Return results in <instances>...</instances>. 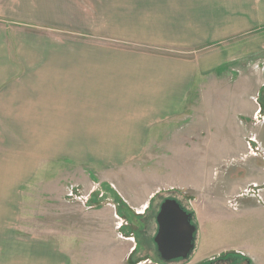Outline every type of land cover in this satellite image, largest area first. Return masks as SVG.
<instances>
[{"label": "crops", "instance_id": "0c3cea01", "mask_svg": "<svg viewBox=\"0 0 264 264\" xmlns=\"http://www.w3.org/2000/svg\"><path fill=\"white\" fill-rule=\"evenodd\" d=\"M76 26H99L103 34L94 38L107 43L93 49L74 39L67 49H21V27L74 34ZM259 28L264 0H0V264H124L134 253L130 239L128 245L93 238L83 253L60 234L25 231L22 186L47 164L53 178L79 166L121 168L144 153L157 131L184 121L190 105L203 107L207 94L225 86L243 99L232 113L209 118L207 134L195 122V167H185L196 172L195 218L221 226L229 220L199 232L195 246L205 250L198 261L231 253L264 262V124L252 123L257 109L264 111V71L251 72L264 59L263 33L251 36ZM250 137L256 154L248 153ZM216 170L227 172L214 181ZM254 185L258 196L243 194Z\"/></svg>", "mask_w": 264, "mask_h": 264}, {"label": "rangeland", "instance_id": "374dc122", "mask_svg": "<svg viewBox=\"0 0 264 264\" xmlns=\"http://www.w3.org/2000/svg\"><path fill=\"white\" fill-rule=\"evenodd\" d=\"M96 6L98 5L93 1L91 16L93 24H96L93 18ZM74 31V34H68L63 30L54 31L42 27H21V49L27 51L50 50L55 49V45L59 49L60 47L61 49H67V40L74 39L77 42L85 40L92 45V48L99 42L107 43L104 40L99 41L94 38L103 34L99 26L88 28L76 26L74 27ZM262 33L264 36V28H259V30L251 32V36H260ZM30 34H33L34 38ZM85 36L92 37L87 38ZM62 38H65L66 43L61 41ZM11 49L13 52L16 50L14 42H12ZM93 49H96V47ZM254 60L252 59L253 62ZM251 70L253 76L261 73L262 70L264 71V59H258L254 62ZM236 71L237 73L234 76L235 81L240 77L238 69ZM205 81L207 80L205 79ZM231 81V78L225 80L224 77L220 78L222 84L225 82L231 83ZM243 95V93L238 94L229 91L226 86L219 91L207 94L203 101V107L198 108V106L190 105L182 117L184 121L181 122L178 119L171 125H165L167 128H161L160 131H157L156 138H151L147 141L143 154L134 159L131 158L121 168L109 165L101 167V169H97L94 166H79L75 169L61 172L59 175L56 173V177L53 178L51 165H43L42 168L44 169L32 172L34 176L31 182L21 188L22 227L25 231L38 235L51 236L54 232L57 236H62L64 240L67 238L78 252L83 253H85L86 246L89 248L90 241L93 238L99 241L107 238L108 244L113 243V240L114 242L118 240L117 242H123L128 245L130 243L128 240L130 239L135 244L133 239H136V228H142L143 224H140V221L144 214L148 212V208L154 210L160 199L173 197L187 209H191L192 203L193 207H195L196 194L195 187L192 185L196 172L190 169L185 170V167H192L193 169L195 167V153H190L194 150L190 147L195 146L196 143L195 136L193 135L195 122L197 124L202 122L204 127L203 132L201 129L200 132L207 134L205 130L207 120L209 118L222 117L226 113H230L233 104L236 109L237 103L243 99ZM255 102L256 100L253 98L252 103L254 104ZM254 119L255 116L253 115L252 123L259 124ZM185 130H190L188 134L194 138L190 139L189 137L184 139L181 136V132ZM171 133L174 134L173 138L170 136ZM205 138L206 135L204 136V140ZM183 144L189 150L188 154L180 152L183 150L180 148ZM224 161L223 164H230V166H233V163H235L231 159ZM196 166L198 165L196 164ZM223 168L227 167L223 166ZM209 170L210 168L204 169V171ZM226 172V170L221 172L216 170L215 174H213L214 181L217 180L219 174H225ZM58 195L63 197L62 202L57 201ZM84 198H86L85 202H83ZM228 207L231 209L229 205ZM93 208L97 209V216L91 212ZM200 219L197 220L194 215L197 228L196 238L199 232L202 234L208 233L213 227L225 228L229 221L228 219H221L224 220L221 222L223 225L221 226L219 224L220 221L215 220L216 222L213 224L211 219ZM148 232L154 234V222L149 224ZM84 242L86 244L83 246ZM204 250L202 248L201 252L198 253V249L195 246L191 257L192 261L191 259L189 260L191 262H174L170 264H207L209 262L198 261L201 260L202 256L200 254H203ZM214 252H216V249H214ZM143 256L144 253L142 251H139V254L135 252L132 256L127 257L128 260H125L124 264H168L166 262H138V260H145ZM230 257H233V254L226 253L215 255L210 259ZM84 263L92 264V262ZM230 263L242 264L244 262H226L225 264ZM248 263L264 264V262ZM71 264L81 263L71 262ZM215 264L223 263L217 262Z\"/></svg>", "mask_w": 264, "mask_h": 264}, {"label": "water", "instance_id": "95a60500", "mask_svg": "<svg viewBox=\"0 0 264 264\" xmlns=\"http://www.w3.org/2000/svg\"><path fill=\"white\" fill-rule=\"evenodd\" d=\"M192 216L174 199H166L161 204L156 216L154 243L166 263L176 259L186 260L193 252L197 232L191 224Z\"/></svg>", "mask_w": 264, "mask_h": 264}, {"label": "flooded vegetation", "instance_id": "af4514ba", "mask_svg": "<svg viewBox=\"0 0 264 264\" xmlns=\"http://www.w3.org/2000/svg\"><path fill=\"white\" fill-rule=\"evenodd\" d=\"M166 199H174V200H176L173 197H168V198L165 197V198L160 199L158 201V203L156 204V207H155L154 210H150L148 208V212L146 214H144L142 220L140 221L141 222L140 224H143L142 228H136L137 232L135 233V236H136L137 240L135 238L133 239V242H135L134 253L137 252V254H139V251H142V253H144L143 257L145 258L144 261L138 260V262H166V261L162 260L159 252L157 251L156 245L154 243V237H155V235L157 233L156 216H157V213L159 212L161 204ZM176 201L179 203L181 208H183L187 213H190L187 210V208L182 205L181 202H179L178 200H176ZM151 222H154V227H155L154 234H150V232H148V226H149V224H151ZM191 224L196 227V224H195V221H194V216H192ZM196 232H197V228H196ZM193 253H194V250L190 254L189 258L186 259V260L185 259H176V260H172V261H169V262L170 263H174V262H190L189 260L191 259ZM203 262H209L207 264H215L217 262H222L223 264H225L226 262H244L242 264H249L248 260H245V259L240 260V259H235L233 257L220 258V259H217V258L215 259L214 258V259H208V260L203 261ZM170 263H168V264H170Z\"/></svg>", "mask_w": 264, "mask_h": 264}, {"label": "built area", "instance_id": "2783aa9c", "mask_svg": "<svg viewBox=\"0 0 264 264\" xmlns=\"http://www.w3.org/2000/svg\"><path fill=\"white\" fill-rule=\"evenodd\" d=\"M264 113L263 110L261 109H257V111L254 113L255 116V121L258 123H263L264 124ZM246 147L248 150L249 154H256L259 152L260 148L259 146H257V142L255 140L254 137H250L248 138L247 142H246ZM258 192H259V187H257L256 185L252 186L251 188L245 189L243 191V194H252V195H256L258 196ZM228 205L231 207L232 210H236V204L234 200H229L228 201ZM119 226V225H118ZM120 228V227H119Z\"/></svg>", "mask_w": 264, "mask_h": 264}, {"label": "trees", "instance_id": "16d2710c", "mask_svg": "<svg viewBox=\"0 0 264 264\" xmlns=\"http://www.w3.org/2000/svg\"><path fill=\"white\" fill-rule=\"evenodd\" d=\"M193 216H194V214H193V212L190 210V209H187ZM197 235V234H196ZM195 240H197V238L195 237Z\"/></svg>", "mask_w": 264, "mask_h": 264}]
</instances>
